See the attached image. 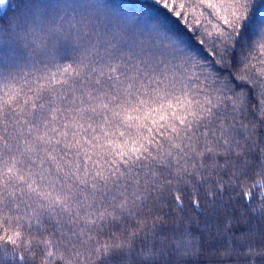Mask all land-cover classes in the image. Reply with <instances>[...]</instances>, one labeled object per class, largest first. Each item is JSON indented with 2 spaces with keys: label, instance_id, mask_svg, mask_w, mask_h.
<instances>
[{
  "label": "snow or ice",
  "instance_id": "1",
  "mask_svg": "<svg viewBox=\"0 0 264 264\" xmlns=\"http://www.w3.org/2000/svg\"><path fill=\"white\" fill-rule=\"evenodd\" d=\"M153 3L0 0V264H264V0Z\"/></svg>",
  "mask_w": 264,
  "mask_h": 264
},
{
  "label": "trees",
  "instance_id": "2",
  "mask_svg": "<svg viewBox=\"0 0 264 264\" xmlns=\"http://www.w3.org/2000/svg\"><path fill=\"white\" fill-rule=\"evenodd\" d=\"M113 3L115 5L123 4L125 8H128V5L130 4H134L136 6V10H139L140 6L143 5L144 6L143 11H145L149 15L158 17L166 24V26L170 27L174 31H183V25L181 24V22L178 21L173 16H171L170 14H168L163 8L153 3V0H113ZM128 10L132 11V9L130 8ZM61 62L63 63L64 61ZM13 71L17 73H23V72L31 71V69L27 66V61L22 60L21 64L15 69H13ZM204 223H205L204 217L201 216L197 221H193L188 225L195 240L204 242L206 254L204 256L198 257L197 259L204 262V264H207L208 261H211L212 264H217L218 257L207 255V250L210 248L222 246L223 241L213 239L212 242L209 243L208 242L209 233L205 231L204 228L202 227ZM241 227H245V226L242 225Z\"/></svg>",
  "mask_w": 264,
  "mask_h": 264
}]
</instances>
